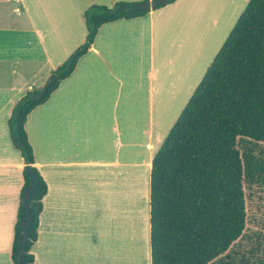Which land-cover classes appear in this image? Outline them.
<instances>
[{"label": "crops", "instance_id": "crops-1", "mask_svg": "<svg viewBox=\"0 0 264 264\" xmlns=\"http://www.w3.org/2000/svg\"><path fill=\"white\" fill-rule=\"evenodd\" d=\"M142 1L0 0V264H14L25 181L24 158L8 125L13 107L44 87L84 43L88 6ZM191 1L103 25L75 72L28 116L35 166L48 184L32 248L38 264H151L152 161L165 138L166 110L190 81L188 46L197 17ZM176 26L185 32V66L179 70L180 54L166 55L172 60L166 67L164 59L157 87L162 68L155 52ZM173 37L166 41L172 46ZM168 68L176 87L171 95L164 93ZM135 178L143 181L139 208L133 205Z\"/></svg>", "mask_w": 264, "mask_h": 264}, {"label": "trees", "instance_id": "trees-1", "mask_svg": "<svg viewBox=\"0 0 264 264\" xmlns=\"http://www.w3.org/2000/svg\"><path fill=\"white\" fill-rule=\"evenodd\" d=\"M119 4L109 7L94 3L86 8L84 43L54 69L56 80L47 88L45 85L28 91L8 119L14 147L25 165H32L38 178L30 208L33 220L26 264H38L32 248L39 237L43 199L48 191L46 180L35 166L26 129L28 116L75 72L103 25L150 12L118 10ZM165 5L155 4L152 9ZM39 92L43 94L34 96ZM23 175L12 245L14 264H20V235L26 218L23 198L31 184L26 166ZM255 187L264 197V0H247L154 155L151 264H264V211L260 205L255 210L254 223L261 228L251 230L248 226L246 188Z\"/></svg>", "mask_w": 264, "mask_h": 264}, {"label": "rangeland", "instance_id": "rangeland-1", "mask_svg": "<svg viewBox=\"0 0 264 264\" xmlns=\"http://www.w3.org/2000/svg\"><path fill=\"white\" fill-rule=\"evenodd\" d=\"M203 2L204 0H193L190 3V5L193 8H195V15H197L195 23L192 24L190 29V43L188 46L190 59H191V66H190L191 73L189 78L190 83L188 81L185 82V85L180 88L179 93L175 96V99H173L170 102L169 109L166 110L167 114L165 115L166 127H165L164 137L167 135L168 131L171 129L177 117L181 113V110L184 108L185 104L192 96L195 88L197 87L204 73L208 69L213 57L219 52L220 48L224 44L235 22L243 12L247 0H208L207 2L204 3L205 8L202 9L203 10L202 11L201 6ZM204 12L205 15L202 16ZM180 20H182V18L179 19V25H180ZM173 33H174L173 34L174 37L173 36L172 37L175 38L176 40L173 46L170 45L168 42H166L168 39L172 37L166 35L165 37H163V46L161 47V51L159 52L160 48L158 47L157 48L158 52L157 51L155 52L156 65L158 67L161 66L162 68L161 72L158 71V81H157L158 84L156 85L157 87L161 86L159 84L163 83V82L160 83V81L164 77V75H162V72L166 70L164 69V59H165L166 67L167 65L168 67L170 66L169 63L172 60V59H168L166 55L180 54L179 70L182 71L185 66L186 51L184 50L181 52L183 45L185 43V32L181 26L180 28L176 26ZM193 54H195V58H193L194 57ZM169 71H170L169 73L170 75L168 74L169 76L167 77L165 81L166 83L164 85L165 95L167 94L171 95L173 90L176 88L173 85L174 78H173V74H171V69ZM169 88L170 91H168ZM166 100H168L167 97ZM142 182L143 181L141 178L134 179L133 205L135 208L141 207L144 202V195L141 193ZM259 191L261 190L256 187L251 190L246 188V194L248 199L247 200L248 212H249L248 226L251 230L261 228L256 226L255 224L256 221L254 220L255 210L257 211L259 205H260V210L264 211V197L259 196L260 195Z\"/></svg>", "mask_w": 264, "mask_h": 264}, {"label": "water", "instance_id": "water-1", "mask_svg": "<svg viewBox=\"0 0 264 264\" xmlns=\"http://www.w3.org/2000/svg\"><path fill=\"white\" fill-rule=\"evenodd\" d=\"M170 0H146L142 2H136L132 4H125V3H120L117 6L118 10H127L129 12H132L135 9H140V10H151L155 4H167L169 3ZM56 75H52L49 81L46 83L47 88L51 83H53L56 80ZM45 90V89H44ZM38 94V95H37ZM43 92L39 93H34V96H41ZM26 169L28 174L31 177V184L29 187L26 189L24 198H23V204L26 210V218L24 219L23 222V230L20 235V246H19V255H18V260L20 264H26L25 256H26V244L30 236V225L33 220L30 208L32 205L33 201V194L36 190L37 184H38V178L36 176V173L32 167L31 164L26 165Z\"/></svg>", "mask_w": 264, "mask_h": 264}]
</instances>
